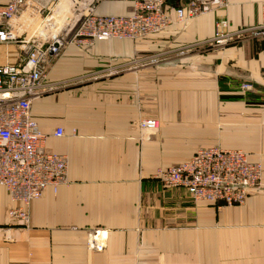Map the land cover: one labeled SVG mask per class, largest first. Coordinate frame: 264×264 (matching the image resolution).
<instances>
[{"label": "crops", "instance_id": "obj_1", "mask_svg": "<svg viewBox=\"0 0 264 264\" xmlns=\"http://www.w3.org/2000/svg\"><path fill=\"white\" fill-rule=\"evenodd\" d=\"M263 2L212 0L150 38L67 46L32 116L47 151L68 157V182L33 202L28 227L10 219L19 204L0 187V264H264V37L206 44L220 20L259 26ZM131 10L104 2L98 13ZM20 54L0 45V65ZM147 119L161 123L151 136ZM215 146L263 164L262 191L244 205L195 202L155 176ZM96 233L102 251L90 248Z\"/></svg>", "mask_w": 264, "mask_h": 264}, {"label": "built area", "instance_id": "obj_2", "mask_svg": "<svg viewBox=\"0 0 264 264\" xmlns=\"http://www.w3.org/2000/svg\"><path fill=\"white\" fill-rule=\"evenodd\" d=\"M66 0H0V45L13 44L21 49L18 60L0 65V187L6 189L12 201L19 204L9 212L14 222L26 221L34 201L52 189L57 192L68 182L69 159L66 155L48 152V136L41 132L32 116L34 100L45 94L50 68L67 46H91L110 40L139 41L159 35L173 25L185 24L210 10L212 0H69L72 16L62 36L53 41L17 34L14 22L29 16L58 9ZM104 2H123L132 6L127 15H101ZM28 22V21H27ZM264 37V2L259 26L230 30L229 22L220 20L215 35L207 46L224 48L244 38ZM243 84V91H250ZM140 127L149 136L157 131V119H147ZM64 130L54 136L62 138ZM164 185L184 188L195 202H205L217 208L244 205L262 191L263 166L251 162L242 150L219 147L201 148L182 164L160 169L156 175ZM102 251L103 245L90 242Z\"/></svg>", "mask_w": 264, "mask_h": 264}, {"label": "rangeland", "instance_id": "obj_3", "mask_svg": "<svg viewBox=\"0 0 264 264\" xmlns=\"http://www.w3.org/2000/svg\"><path fill=\"white\" fill-rule=\"evenodd\" d=\"M66 1H69V0H66ZM55 14H56V10H53V8H51V10H47L44 14H42V15H39V14H34L33 15V17H34V23H31L30 21H28V22H24V18L23 19H18L17 21H15L14 22V26H15V29H16V32H17V34L18 35H20V36H23L22 37V39H24V38H31V37H37L40 41H53L56 37H59V36H62L66 31H65V29H67V27H68V22L66 23V24H61V26H57V27H54V29H51V30H49L47 33H45L44 34V36L42 37L41 35H40V33L38 32V28L40 27V29L42 30L43 28H46V27H44L45 25H46V23H47V20H48V18H51V17H53V16H55ZM69 17H71L70 15H68ZM72 18H73V16H72ZM39 29V30H40ZM5 45H13V44H5ZM14 46H16L17 47V45H14ZM158 120V119H157ZM143 121V120H142ZM158 122H159V124H160V126H161V123H160V121L158 120ZM141 123V122H140ZM140 123H139V128L141 129V127H140ZM159 129H160V127H159ZM158 129V130H159ZM156 132V131H155ZM155 132H153V133H155ZM215 147H219V146H215ZM206 148H211V147H206ZM219 148H221V149H224V148H222V147H219ZM201 149V148H200ZM227 150H232V149H227ZM243 151V150H242ZM244 153H246L247 155H248V157H249V159H250V156H249V154L247 153V152H245V151H243ZM191 159V158H190ZM189 159V160H190ZM188 161V160H187ZM250 161H251V159H250ZM186 162V161H185ZM251 162H253V161H251ZM184 163V162H183ZM260 163V162H259ZM262 164V163H261ZM262 166H263V164H262ZM171 167H174V166H171ZM171 167H169V168H171ZM161 169V168H160ZM160 169H158L157 170V172L160 170ZM166 169H168V168H166ZM157 172H156V174H155V176L157 175ZM262 187H263V184H262ZM242 206V205H241ZM234 207H236V206H234ZM225 208H228V207H225ZM13 209V208H12ZM10 212V211H9ZM28 215H29V223H27L28 225H26V224H24V222H26V221H21V220H19L18 221V223L19 224H22L23 226H25V227H28V226H30V224H31V207H30V209H29V211H28ZM11 219V218H10ZM97 238H98V233H96V234H94V237L90 240V242H94V244L97 242L96 240H97ZM90 242H89V245H90V248H92L93 250H97L95 247H91V244H90ZM97 251H99V250H97Z\"/></svg>", "mask_w": 264, "mask_h": 264}, {"label": "bare ground", "instance_id": "obj_4", "mask_svg": "<svg viewBox=\"0 0 264 264\" xmlns=\"http://www.w3.org/2000/svg\"><path fill=\"white\" fill-rule=\"evenodd\" d=\"M70 3L69 1H64L57 9L55 16L48 18L47 23L42 30L40 27L38 28V32L43 37L45 33L49 30L54 29V27L61 26V24H66L69 21V16H72V10H70ZM30 21L34 23L29 16H24V22ZM68 24V23H67ZM40 29V30H39ZM47 31V32H46Z\"/></svg>", "mask_w": 264, "mask_h": 264}, {"label": "water", "instance_id": "obj_5", "mask_svg": "<svg viewBox=\"0 0 264 264\" xmlns=\"http://www.w3.org/2000/svg\"><path fill=\"white\" fill-rule=\"evenodd\" d=\"M179 0H170V4L171 5H176V3L178 2Z\"/></svg>", "mask_w": 264, "mask_h": 264}]
</instances>
